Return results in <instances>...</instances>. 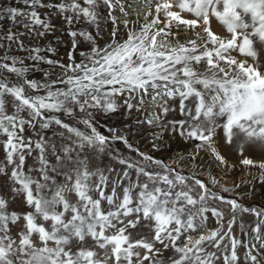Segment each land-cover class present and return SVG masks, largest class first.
<instances>
[{"label":"snow or ice","instance_id":"snow-or-ice-1","mask_svg":"<svg viewBox=\"0 0 264 264\" xmlns=\"http://www.w3.org/2000/svg\"><path fill=\"white\" fill-rule=\"evenodd\" d=\"M143 3L0 4V264H264V0Z\"/></svg>","mask_w":264,"mask_h":264},{"label":"rangeland","instance_id":"rangeland-1","mask_svg":"<svg viewBox=\"0 0 264 264\" xmlns=\"http://www.w3.org/2000/svg\"><path fill=\"white\" fill-rule=\"evenodd\" d=\"M11 3H12V0H0V4L9 5ZM125 3H126V6L130 5V7L128 8L129 11L135 10L136 15H141V16L143 15L144 16V14L149 11V9L144 6L143 0H125ZM117 15H119V12H117ZM136 15H134L131 18L135 19ZM120 19H123V17L121 16ZM149 19H151V17H149ZM161 27H162V25H161ZM212 28H213V31L216 32L217 34L226 35V32L224 31L223 27L221 25H219L217 22H213ZM106 31H107V29H106ZM197 31H199V29H197ZM188 35H192V34L188 33V34L180 35V37H179L180 42L183 43ZM193 38H194V36H193ZM61 55H63V52H61ZM145 104L148 107V111L150 113L155 111L154 107L152 106V101L150 100L149 97L145 98ZM134 115H135V113H134ZM169 118H171V114H170ZM141 119H143V116H141ZM112 123H116V121L114 120ZM98 127H99V130L104 132L105 135H108V133L106 131H104V128L102 125H100ZM143 127H144L145 131L143 132L142 135L138 133V134L130 137V139L135 146L140 148L141 151L149 152L150 154H152L151 153V147H150V141L152 139L151 132L148 131L147 125H144ZM117 146L120 147L122 151L127 152L126 149H123L122 145H117ZM184 147L185 146L181 142L179 145V148L183 149ZM222 151H224V154L227 156L228 161H229V165L230 166L235 165V167L231 168L230 171L225 172L222 168H215L213 166L211 168L206 169V171H204L201 178L211 179V176L214 174L216 179L219 180L220 185H223L224 187H229V188H231L233 183H239L241 181V179H245V181H247L248 172L246 169L242 170V166L239 164V157L229 153L226 149H223ZM132 155H134V154H132ZM175 156H177V149L176 148H174L173 151L171 153H168V154H165V153L157 154V158L165 159V161L167 163L172 164L174 167L181 168L185 173H187L189 169H188V167H185L186 162L174 163L172 157H175ZM104 163H110V161L106 160V161H104ZM217 190H219V187L217 188ZM244 190L247 191V188H245ZM257 192L259 193V188L257 189ZM223 194L225 196L231 195V193H223ZM248 204H250V205L255 204L257 206L264 207V200H262L258 197L257 200L253 201V200H251V198H249ZM214 206L223 207L222 205H214ZM105 207H106V204H105ZM244 219H245V221L250 222L252 218L245 215ZM213 226H214V224H213ZM234 232L237 234V236H239L238 225L234 227Z\"/></svg>","mask_w":264,"mask_h":264},{"label":"bare ground","instance_id":"bare-ground-1","mask_svg":"<svg viewBox=\"0 0 264 264\" xmlns=\"http://www.w3.org/2000/svg\"><path fill=\"white\" fill-rule=\"evenodd\" d=\"M139 17L141 18V20L143 19L142 17H143V15L141 16V15H139Z\"/></svg>","mask_w":264,"mask_h":264}]
</instances>
